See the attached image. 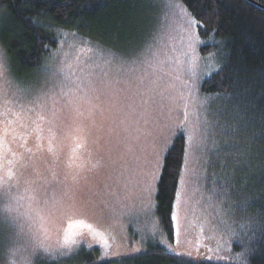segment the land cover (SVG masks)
I'll return each instance as SVG.
<instances>
[{
  "label": "rangeland",
  "instance_id": "1",
  "mask_svg": "<svg viewBox=\"0 0 264 264\" xmlns=\"http://www.w3.org/2000/svg\"><path fill=\"white\" fill-rule=\"evenodd\" d=\"M158 1V26L142 50L126 54L62 31L29 86L11 79L3 54L0 264H41L95 249L99 259H112L155 245L180 256L248 264L253 224L206 182L208 159L219 148L217 100L201 86L225 52L198 36L179 0ZM179 134L186 152L169 240L156 193ZM78 220L92 228L72 230L69 254L63 237Z\"/></svg>",
  "mask_w": 264,
  "mask_h": 264
},
{
  "label": "trees",
  "instance_id": "2",
  "mask_svg": "<svg viewBox=\"0 0 264 264\" xmlns=\"http://www.w3.org/2000/svg\"><path fill=\"white\" fill-rule=\"evenodd\" d=\"M157 1L0 0V48L11 79L34 84L62 31L126 54L144 49L158 26ZM179 1L198 21V36L214 39L225 52L220 69L201 86L217 100L214 135L219 148L208 159V190H216L230 206L234 203L253 224L256 234L248 264H264V0ZM185 152L186 140L179 134L157 185L156 214L169 240L174 236L172 212ZM41 264L231 263L180 256L155 245L118 258L99 259L95 249Z\"/></svg>",
  "mask_w": 264,
  "mask_h": 264
},
{
  "label": "snow or ice",
  "instance_id": "3",
  "mask_svg": "<svg viewBox=\"0 0 264 264\" xmlns=\"http://www.w3.org/2000/svg\"><path fill=\"white\" fill-rule=\"evenodd\" d=\"M189 23L190 24H198V21H196L194 18L190 17L189 18ZM0 67H3V57H0ZM93 167H96V165H93ZM152 179L154 180L155 177L153 176ZM151 190H152L151 183L146 184L145 188H144V191L148 192L150 194ZM69 195H70V198H74L75 197V192H71ZM173 219H175V217H173ZM77 227L88 228L89 230H91V228H92L91 225L85 223L82 220L75 221L74 223H69L68 228L65 231V234H64V237H63V244H62V247H65V248L69 249V254L71 253V245L75 243V241L73 240L74 232L72 230L74 228H77ZM106 243H107V241H105V244ZM44 250L48 251L47 249H44Z\"/></svg>",
  "mask_w": 264,
  "mask_h": 264
},
{
  "label": "clouds",
  "instance_id": "4",
  "mask_svg": "<svg viewBox=\"0 0 264 264\" xmlns=\"http://www.w3.org/2000/svg\"><path fill=\"white\" fill-rule=\"evenodd\" d=\"M0 57H3V53L2 52H0Z\"/></svg>",
  "mask_w": 264,
  "mask_h": 264
},
{
  "label": "water",
  "instance_id": "5",
  "mask_svg": "<svg viewBox=\"0 0 264 264\" xmlns=\"http://www.w3.org/2000/svg\"><path fill=\"white\" fill-rule=\"evenodd\" d=\"M264 9V6H261Z\"/></svg>",
  "mask_w": 264,
  "mask_h": 264
},
{
  "label": "crops",
  "instance_id": "6",
  "mask_svg": "<svg viewBox=\"0 0 264 264\" xmlns=\"http://www.w3.org/2000/svg\"><path fill=\"white\" fill-rule=\"evenodd\" d=\"M208 175V174H207ZM207 188V187H206Z\"/></svg>",
  "mask_w": 264,
  "mask_h": 264
}]
</instances>
